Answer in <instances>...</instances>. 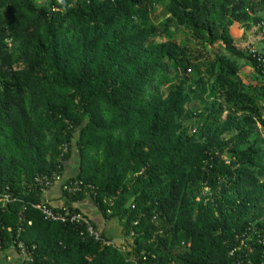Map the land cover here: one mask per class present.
<instances>
[{"label":"trees","instance_id":"obj_1","mask_svg":"<svg viewBox=\"0 0 264 264\" xmlns=\"http://www.w3.org/2000/svg\"><path fill=\"white\" fill-rule=\"evenodd\" d=\"M261 23L264 0H0V183L16 200L1 251L42 201L33 180L61 177L75 150L67 207L90 198L130 243L28 209L26 264H264V73L231 36ZM171 25L229 57L199 61Z\"/></svg>","mask_w":264,"mask_h":264},{"label":"built area","instance_id":"obj_2","mask_svg":"<svg viewBox=\"0 0 264 264\" xmlns=\"http://www.w3.org/2000/svg\"><path fill=\"white\" fill-rule=\"evenodd\" d=\"M261 25L257 27L260 30ZM264 35V30L260 31ZM11 45L8 43V48ZM250 55L256 59V61L262 65L264 73V60L258 56V52L254 48H249ZM55 184H59L61 186V191L66 193L67 195H74L82 191L83 184L80 181H72L70 179L63 181L60 176H52V177H36L32 185L29 187V192L39 191L40 194L45 190L49 189ZM16 200L13 198L10 189L8 186L2 185L0 183V208H4L11 202H15ZM28 209L34 210L40 214L43 220L47 223H60V224H69L84 227L87 233L91 238L95 241L101 242L105 246H114L113 242L105 237L100 236V232L98 230H94L92 227V223L88 217L83 215L81 212H75L70 210L67 206H63L60 208H53L48 203L41 201L39 203H26L23 204L21 210L17 213V225H16V235L17 240L9 245V249L14 250L20 258V262L22 264H26V262H32V250H29L27 246L20 240H18L20 234L23 232L24 223H25V213ZM28 225L30 223L28 222ZM136 224L134 223L133 226ZM11 228H0V252L1 245L4 241V233H10Z\"/></svg>","mask_w":264,"mask_h":264},{"label":"rangeland","instance_id":"obj_3","mask_svg":"<svg viewBox=\"0 0 264 264\" xmlns=\"http://www.w3.org/2000/svg\"><path fill=\"white\" fill-rule=\"evenodd\" d=\"M45 3V0H38V4L42 5ZM160 9H156L153 14L152 22L155 18H160ZM170 31L173 32V40H175L179 45L184 47L185 49H188V53L198 56L199 61H210L214 58V53H217L219 55L228 56V54L218 45L214 47H210L208 45H197L194 41H190L189 39V32L186 29H178L176 31L175 25L170 26ZM231 36L235 40V45L242 49L243 51L254 48L257 51L264 52V35L255 27L253 26H238L234 25L231 30ZM167 38L162 37L158 39V42L165 41ZM194 50L197 51V53L193 52ZM229 57V56H228ZM240 72L242 75V78L244 79L245 83L248 85H255L256 78L254 76V73L251 69L246 68L240 64ZM158 90L160 93H164L166 88L159 86ZM263 137V135L261 136ZM72 155L75 157V159H78L77 152L73 150ZM111 241V240H110ZM115 247L119 248L120 250L123 249V245H120L117 243H113ZM120 245V246H119ZM122 248V249H121Z\"/></svg>","mask_w":264,"mask_h":264},{"label":"crops","instance_id":"obj_4","mask_svg":"<svg viewBox=\"0 0 264 264\" xmlns=\"http://www.w3.org/2000/svg\"><path fill=\"white\" fill-rule=\"evenodd\" d=\"M78 173V159L72 155L71 159L64 163L62 180L75 178ZM40 199L48 203L53 208H60L67 206L66 199L61 191V186L55 184L49 189L42 192ZM74 209L87 215L89 220L97 227L98 231L103 233V236L113 243L126 246L130 241L122 236L120 226L115 221L105 222L97 211L93 201L86 198L82 202L70 204ZM119 245V246H120ZM0 264H21L20 258L17 253L8 249L5 252H0Z\"/></svg>","mask_w":264,"mask_h":264}]
</instances>
